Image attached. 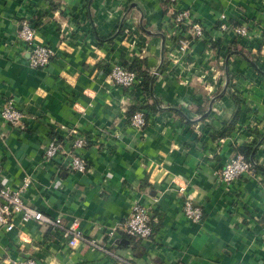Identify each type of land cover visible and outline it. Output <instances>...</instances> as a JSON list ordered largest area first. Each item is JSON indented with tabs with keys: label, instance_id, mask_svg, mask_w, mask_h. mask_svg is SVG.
Listing matches in <instances>:
<instances>
[{
	"label": "crops",
	"instance_id": "1",
	"mask_svg": "<svg viewBox=\"0 0 264 264\" xmlns=\"http://www.w3.org/2000/svg\"><path fill=\"white\" fill-rule=\"evenodd\" d=\"M171 11L186 13L179 26ZM23 19L53 52L42 68L27 65L17 39ZM237 24L247 36L233 33ZM232 42L261 73L237 52L226 55ZM135 58L152 76L150 94L107 78L112 64ZM231 94L239 114L224 132L236 110ZM7 101L24 128L0 118V185L28 179V206L65 225L77 220L108 252L69 246L58 230L16 214L10 230L0 224V264H264V139L251 175L227 185L215 177L249 129L264 130V0H176L171 8L161 0H0V109ZM131 110L144 113L141 129L128 124ZM72 127L87 141L82 173L43 157L48 139ZM184 197L201 207L200 221L182 215ZM134 202L148 210L149 238L124 233Z\"/></svg>",
	"mask_w": 264,
	"mask_h": 264
},
{
	"label": "built area",
	"instance_id": "2",
	"mask_svg": "<svg viewBox=\"0 0 264 264\" xmlns=\"http://www.w3.org/2000/svg\"><path fill=\"white\" fill-rule=\"evenodd\" d=\"M170 8L176 0H161ZM172 10V9H171ZM185 12L171 11V22L174 26H179ZM224 15H221V19ZM227 25L222 22L219 29L223 30ZM231 30L235 35L245 37L248 34L247 28L243 25H233ZM192 32L195 36L203 35L202 28L198 23L192 25ZM17 39L29 53L27 65L32 68H42L53 55L52 50L44 44L35 42L34 29L26 19L20 22V28L17 32ZM107 78L114 85L128 88L139 85L141 76L134 70L120 63L111 65L107 72ZM1 120L12 128H24L22 118L23 114L14 107L11 101H7L0 109ZM144 113L140 110L134 112L128 118V124L136 129H141L145 125ZM87 144L84 137L80 136L75 127L68 130L67 137L58 139L52 136L48 139L43 149V157L46 161L61 163L65 161L66 168L70 171L82 173L86 168V161L79 154V150ZM66 145V147H65ZM254 166L250 160H247L241 153L234 152L222 164L220 169L215 173L216 180L224 185L229 184L242 175H251ZM28 184V179H23L20 186L11 188L8 185H0V224L5 230H10L13 226L10 219L20 214L22 219H32L40 224L47 225L52 229L58 230L64 237L69 246L75 245L76 242H84L90 249H99L106 251L101 245L92 239L82 235L77 220H71L67 225L63 223L60 217H49L42 212L28 206L21 197V192ZM179 188L178 190H181ZM182 215L190 222L200 221L202 210L201 207L192 203L191 199L184 197L181 207ZM124 233L133 239H146L152 235L151 219L146 207L138 202L132 203L129 214L124 222ZM11 264H37L32 258H23L13 261Z\"/></svg>",
	"mask_w": 264,
	"mask_h": 264
},
{
	"label": "trees",
	"instance_id": "3",
	"mask_svg": "<svg viewBox=\"0 0 264 264\" xmlns=\"http://www.w3.org/2000/svg\"><path fill=\"white\" fill-rule=\"evenodd\" d=\"M232 52H237L244 59H246L253 67L256 68V66L250 60L248 53L244 52L240 47L237 48L235 46V42H232L231 45H229L227 47L226 55L230 54ZM140 60L141 59L135 58L130 64H128V68L136 71L141 76V81L139 84L140 90L148 92L150 94L149 88H150V82H151L152 76L139 71L138 63L140 62ZM257 71L259 73H261V71L259 69H257ZM231 97H232L234 103L236 104V110H235L232 118L230 119V121L226 124L224 132L225 131L227 132L228 130H230L233 127L234 123L237 120L238 114H239V105H240L241 101L233 94H231ZM132 113H133V110H131L129 114L131 115ZM248 133L251 136V139L248 142L243 143L240 146H238L236 148V151L241 153L247 160H250V154L254 150V147L258 144V141L260 139H262V140L264 139V130H263V132L260 133L257 129L253 128V129H250V131L248 130ZM222 134H223V132H222ZM252 159H253V156H252Z\"/></svg>",
	"mask_w": 264,
	"mask_h": 264
},
{
	"label": "rangeland",
	"instance_id": "4",
	"mask_svg": "<svg viewBox=\"0 0 264 264\" xmlns=\"http://www.w3.org/2000/svg\"><path fill=\"white\" fill-rule=\"evenodd\" d=\"M193 35H194V34H193ZM194 36H195V35H194ZM195 37L199 38V37H203V35H201V36H195ZM209 40H210L211 45L214 46L213 41H212L211 39H209ZM230 81H231V80H229V79L227 78V79L225 80V82H224V85L227 86V85L229 84L228 86H231L232 84H230ZM222 83H223V81H222ZM228 86H227V87H228ZM231 91H233V90H231ZM212 100H213V99H212ZM249 131H250V129H249ZM248 135H249V134H248ZM249 136H250V135H249ZM248 141H249V140H248ZM253 161H254V158H253Z\"/></svg>",
	"mask_w": 264,
	"mask_h": 264
},
{
	"label": "water",
	"instance_id": "5",
	"mask_svg": "<svg viewBox=\"0 0 264 264\" xmlns=\"http://www.w3.org/2000/svg\"><path fill=\"white\" fill-rule=\"evenodd\" d=\"M161 61H162V57H161V59H160V63H161ZM157 70H158V68H156V70L154 71V73H156L157 72ZM262 140V139H261ZM260 140V141H261ZM260 141H259V143H260ZM258 143V144H259ZM258 144L256 145V146H258ZM255 149V148H254ZM253 153H254V150L251 152V154H250V160H251V162H252V164H253V166H256V163L253 161V159H252V156H253Z\"/></svg>",
	"mask_w": 264,
	"mask_h": 264
}]
</instances>
